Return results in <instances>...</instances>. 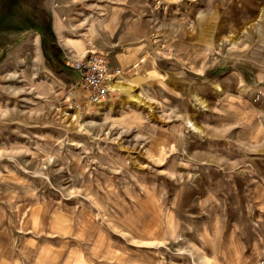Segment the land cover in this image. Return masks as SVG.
Returning a JSON list of instances; mask_svg holds the SVG:
<instances>
[{
  "label": "rangeland",
  "instance_id": "374dc122",
  "mask_svg": "<svg viewBox=\"0 0 264 264\" xmlns=\"http://www.w3.org/2000/svg\"><path fill=\"white\" fill-rule=\"evenodd\" d=\"M63 1L0 0V264H264V0Z\"/></svg>",
  "mask_w": 264,
  "mask_h": 264
},
{
  "label": "built area",
  "instance_id": "2783aa9c",
  "mask_svg": "<svg viewBox=\"0 0 264 264\" xmlns=\"http://www.w3.org/2000/svg\"><path fill=\"white\" fill-rule=\"evenodd\" d=\"M71 66L79 72V78L70 89V92L72 89L79 92L78 97L71 99L75 108L86 111L100 107L113 90L111 83L118 70L109 66L105 54L96 51H89L81 59L71 61Z\"/></svg>",
  "mask_w": 264,
  "mask_h": 264
},
{
  "label": "crops",
  "instance_id": "0c3cea01",
  "mask_svg": "<svg viewBox=\"0 0 264 264\" xmlns=\"http://www.w3.org/2000/svg\"><path fill=\"white\" fill-rule=\"evenodd\" d=\"M49 5H50V7H52V12L53 13H62V12H64L61 8L64 6V5H66L65 4V1H63V0H49ZM42 7V6H41ZM40 7V5H37V6H34V8H41ZM57 24L59 25V20L57 21ZM97 52V51H96ZM99 53H103V52H99ZM104 54V53H103ZM106 55V54H105ZM75 56V59H77V58H80L79 56H81V54L79 53V54H75L74 55ZM83 56V55H82ZM107 56V61H108V63H109V66L112 68V69H116V68H118L119 66H117V64H114L113 63V61H112V58L113 57H111V58H109L108 57V55H106ZM116 57H117V55H116ZM74 58L72 59V61L73 60H75ZM72 67V66H71ZM72 70H73V72H75V73H77L76 75H78L77 76V78L75 79V81H77V79L79 78V72L78 71H76V70H74L73 68H72ZM74 80V79H73ZM74 81V82H75Z\"/></svg>",
  "mask_w": 264,
  "mask_h": 264
},
{
  "label": "bare ground",
  "instance_id": "6f19581e",
  "mask_svg": "<svg viewBox=\"0 0 264 264\" xmlns=\"http://www.w3.org/2000/svg\"><path fill=\"white\" fill-rule=\"evenodd\" d=\"M132 29V28H131ZM67 44H70L71 46H73L77 51H79L80 49H82L83 48V46H84V43H83V41L82 40H71V39H69L68 40V42H67ZM84 56V55H83ZM82 56V57H83ZM82 57H80V58H77V59H75V60H78V59H81ZM120 59H121V57H119ZM113 82V81H112ZM129 83V82H128ZM117 86V88L119 89V90H121V91H124V92H126V93H129L130 91H128V89L129 88H127L126 87V85L124 86V85H122V84H120V83H118V80H117V82H113V84L111 83V87H112V89L114 88V87H116ZM129 106V104L127 103V102H124L123 104H121V106L120 107H122V108H126V107H128ZM102 107H104V105L102 106Z\"/></svg>",
  "mask_w": 264,
  "mask_h": 264
}]
</instances>
